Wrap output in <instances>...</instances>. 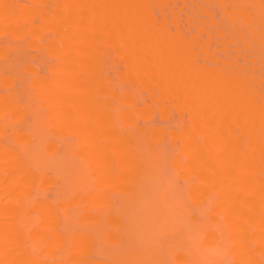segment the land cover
Instances as JSON below:
<instances>
[{
  "label": "bare ground",
  "instance_id": "obj_1",
  "mask_svg": "<svg viewBox=\"0 0 264 264\" xmlns=\"http://www.w3.org/2000/svg\"><path fill=\"white\" fill-rule=\"evenodd\" d=\"M0 264H264V0H0Z\"/></svg>",
  "mask_w": 264,
  "mask_h": 264
}]
</instances>
